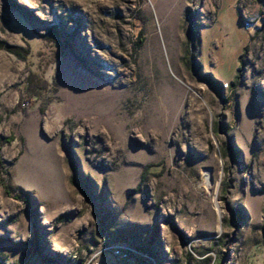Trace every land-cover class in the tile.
Here are the masks:
<instances>
[{
  "label": "rangeland",
  "instance_id": "1",
  "mask_svg": "<svg viewBox=\"0 0 264 264\" xmlns=\"http://www.w3.org/2000/svg\"><path fill=\"white\" fill-rule=\"evenodd\" d=\"M0 42V264H264V0H0Z\"/></svg>",
  "mask_w": 264,
  "mask_h": 264
},
{
  "label": "built area",
  "instance_id": "2",
  "mask_svg": "<svg viewBox=\"0 0 264 264\" xmlns=\"http://www.w3.org/2000/svg\"><path fill=\"white\" fill-rule=\"evenodd\" d=\"M93 250H94V252L92 253V257L88 261H86L85 264H90L91 261H93L97 256H99L100 254H102L105 251H111V252H113L114 255H116L120 258H123V259H126L127 257H129L131 250L133 251V249L126 244L112 243L110 241V237H108L106 235L100 241L98 246L96 248H94Z\"/></svg>",
  "mask_w": 264,
  "mask_h": 264
},
{
  "label": "trees",
  "instance_id": "3",
  "mask_svg": "<svg viewBox=\"0 0 264 264\" xmlns=\"http://www.w3.org/2000/svg\"><path fill=\"white\" fill-rule=\"evenodd\" d=\"M140 39V38H139ZM142 40H140V43L141 44ZM0 47L1 48H6L7 50H9L10 52H13L17 55H20V56H23V54L21 53V51L23 50V48H21L20 46H13V45H8V44H5L3 42H0ZM207 82L210 83V85L212 86L213 90L217 93V94H221V87L218 85V81H214L212 79L211 76H208L207 77ZM62 219V217H60V220Z\"/></svg>",
  "mask_w": 264,
  "mask_h": 264
},
{
  "label": "crops",
  "instance_id": "4",
  "mask_svg": "<svg viewBox=\"0 0 264 264\" xmlns=\"http://www.w3.org/2000/svg\"><path fill=\"white\" fill-rule=\"evenodd\" d=\"M42 260H45V259H41V261L38 262V264H41V263H42ZM46 261L51 262L50 260H46ZM55 263H56V262H55ZM57 264H61V263H57Z\"/></svg>",
  "mask_w": 264,
  "mask_h": 264
}]
</instances>
